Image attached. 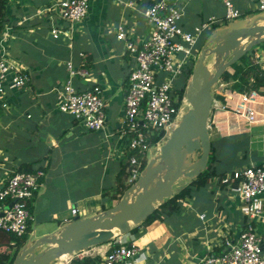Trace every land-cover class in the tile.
I'll return each instance as SVG.
<instances>
[{
	"label": "crops",
	"instance_id": "0c3cea01",
	"mask_svg": "<svg viewBox=\"0 0 264 264\" xmlns=\"http://www.w3.org/2000/svg\"><path fill=\"white\" fill-rule=\"evenodd\" d=\"M55 1L16 0L10 4L8 21L0 34V53L25 69L29 76L25 89H15L9 81L3 98L0 97V189L13 173L30 165L47 169L46 181L30 204L35 221L29 241L58 232L73 217L98 216L122 199L119 185L121 181L127 183L129 138L121 133L135 60L127 51L126 42L117 39L116 33L123 25L131 32V39L141 44L149 38L150 31L145 17L149 0H91L86 18L73 28L58 12H50ZM234 1L243 12V19L261 13L260 0ZM181 6L180 25L185 31L193 32L204 24L209 26L197 42L194 51L197 57L204 35L224 20L225 8L219 0H181ZM53 27L69 33L55 40L51 35ZM261 53L255 60L264 68V52ZM70 61L88 73L85 78L74 79L79 92L95 89L102 92L106 104L102 131H86L58 108L59 93L68 78L66 64ZM217 85L216 95L221 99L214 97L209 121L214 132L210 134L217 156L216 172L229 175L264 162V117L260 115L264 107H256L261 116L258 120L262 121L251 125L236 111L243 94L232 92L231 83L220 80ZM261 92L258 93L264 97V88ZM157 149L151 150L150 160ZM214 180L193 198L183 200L182 214L149 227L134 226L132 230L139 227L136 233L122 236L124 242L140 250L133 264H199L210 253L221 252L225 236L234 237L241 231L243 216L242 206L232 200L228 191L218 194ZM191 182L179 181L174 187L175 195ZM259 206L264 210V197ZM75 208L76 216L72 213ZM202 215L206 216L204 220ZM38 224L54 228L37 236ZM257 233L264 248V218L257 224ZM113 244L111 241L91 248L76 258L102 259Z\"/></svg>",
	"mask_w": 264,
	"mask_h": 264
},
{
	"label": "built area",
	"instance_id": "2783aa9c",
	"mask_svg": "<svg viewBox=\"0 0 264 264\" xmlns=\"http://www.w3.org/2000/svg\"><path fill=\"white\" fill-rule=\"evenodd\" d=\"M16 0H11L13 4ZM145 12L150 27L149 38L139 44L134 42L129 30L118 27L117 39L126 42V49L135 60L129 76L126 95L125 115L121 135L129 138L127 185L135 184L144 166L147 153L153 149L152 140L156 134L165 132V137L155 146L159 148L190 108L186 93L180 102L178 95L180 79L194 66L195 48L199 38L209 29L207 24L185 31L180 22L183 18L181 0H149ZM225 8L222 22L231 23L244 18L234 0H219ZM91 0H57L49 8L58 12L60 18L70 27L80 24L86 18ZM258 10L264 13V0H260ZM68 31L53 27L51 35L60 40ZM72 40L71 37H68ZM68 78L59 93V110L73 117L86 131L99 132L105 128V101L99 89L79 92L74 86L76 77L88 76L86 70L66 64ZM191 79V77H190ZM189 79V81H190ZM15 89H25L29 76L25 69L0 53V97L3 98L8 82ZM188 81V84H189ZM187 90V88H186ZM6 107L7 105L4 104ZM264 107V97L258 92L243 94L236 111L247 118L251 125L262 121L264 110L259 115L256 107ZM260 116V117H261ZM170 135V134H169ZM162 142V143H161ZM47 174L44 169L35 172H16L0 189V229L22 238L35 221L30 210L31 202L43 187ZM213 183V182H212ZM228 186V193L241 206L243 222L241 231L234 237L225 236L219 254L210 253L199 264H264L263 241L257 233V224L264 218V210L259 202L264 197V162L235 170L231 174L214 180L217 192ZM74 216L78 210H72ZM206 218L201 216V220ZM114 244L100 264H133L140 250L136 245L122 240V235L114 239ZM88 256H80L83 259ZM71 262H67L70 264Z\"/></svg>",
	"mask_w": 264,
	"mask_h": 264
},
{
	"label": "water",
	"instance_id": "95a60500",
	"mask_svg": "<svg viewBox=\"0 0 264 264\" xmlns=\"http://www.w3.org/2000/svg\"><path fill=\"white\" fill-rule=\"evenodd\" d=\"M261 23L264 13L210 29L202 39L201 53L187 86L190 108L138 181L127 185L120 202L98 216L76 217L58 232L29 241L13 264H54L64 256L109 244L118 235H128L134 226L145 223L160 205L173 198L179 181L199 178L207 170L212 154L209 121L215 100L213 89L234 64L262 52ZM209 58L215 61L212 68L206 64Z\"/></svg>",
	"mask_w": 264,
	"mask_h": 264
},
{
	"label": "trees",
	"instance_id": "16d2710c",
	"mask_svg": "<svg viewBox=\"0 0 264 264\" xmlns=\"http://www.w3.org/2000/svg\"><path fill=\"white\" fill-rule=\"evenodd\" d=\"M11 0H0V34L5 29L6 23L8 21V12L10 10ZM260 50L264 52V44L260 46ZM256 57L246 56L240 62L233 65V73L226 72L221 80L224 83H231V91L250 94L253 91L259 92L262 94L261 90L264 88V68L256 63ZM193 67L191 66L189 70L185 72L184 77L179 82V91L178 95L180 97L181 103L182 98L186 93V87L188 81L192 75ZM217 99H221L220 96H217ZM166 133L161 132L156 134L154 140H152L153 145H157L164 137ZM216 150L214 145H212V154L210 157L209 165L207 170L197 179L193 180L187 187H185L179 194L175 195L173 198L167 200L164 204L160 205L158 209L150 216V218L142 224L143 227H149L158 221H167L170 218H173L177 215L182 214V200L191 199L194 197L195 193L211 186L213 180L217 177L222 178L226 175L217 174L216 172ZM144 167L147 165V161L143 162ZM38 169L46 168L33 166H28L23 168L22 172H35ZM21 172V171H19ZM47 174V172H46ZM126 182L129 178V173H126ZM46 181V179H45ZM127 187V183L120 182L119 189L123 190ZM221 189L225 192L228 191V186L224 185ZM115 198L117 196H114ZM33 225V224H32ZM32 225L29 226L28 233L22 238L17 237L13 234H8L0 229V264H13L16 256L21 251V249L27 244L30 238V232ZM139 227L134 228L131 231L136 233ZM138 233V232H137ZM102 259L100 257H84L83 259L75 258L71 261L70 264H100Z\"/></svg>",
	"mask_w": 264,
	"mask_h": 264
},
{
	"label": "rangeland",
	"instance_id": "374dc122",
	"mask_svg": "<svg viewBox=\"0 0 264 264\" xmlns=\"http://www.w3.org/2000/svg\"><path fill=\"white\" fill-rule=\"evenodd\" d=\"M259 14V13H258ZM224 22H220V24L219 25H221V24H223ZM76 25H78V24H76ZM75 25V26H76ZM219 25H217L218 27H215V28H212L210 31H212V30H215V29H217V28H219L220 26ZM261 55H262V53L260 52V54H259V56L261 57ZM199 56V55H198ZM198 56L196 57V59L194 58V61H193V63L195 64V62L197 61V59H198ZM259 56H257V58H259ZM208 65H213V61H212V59L211 60H209V64ZM221 82H222V80H221ZM218 89H219V86L217 85V87L216 88H214V90H213V94H214V97L216 98L217 97V95H216V92L218 91ZM187 110H188V107H185L184 108V113H186L187 112ZM73 118V117H72ZM125 118V117H124ZM123 118V119H124ZM181 120V119H180ZM209 126L211 127V125H210V123H209ZM214 132V129H212V127H211V129H210V132ZM172 132V131H171ZM169 134L170 133H168V135H167V138L164 140V141H166L168 138H169ZM162 143V142H161ZM153 148H155V146H153ZM150 158H151V151L150 152H148L147 153V156H146V158H145V162L147 161L148 162V160H150ZM220 192H218V194H219ZM183 203V200L181 201V204ZM74 218L75 217H73V220H74ZM43 226L41 225V224H38V226H37V236H40L41 234H43V233H45L46 231H49V230H51V229H53L54 228V226H50V227H44V228H42ZM33 229H36V227H33ZM29 240H30V238H29ZM113 242H115L114 240H113ZM28 243V242H27ZM78 254H81V253H78ZM78 254H75L74 256H71V257H68V258H66V260L64 261L65 263H62V264H67V262H71L73 259H75L76 257H77V255ZM73 258V259H72ZM54 264H61V260H58V261H56Z\"/></svg>",
	"mask_w": 264,
	"mask_h": 264
},
{
	"label": "bare ground",
	"instance_id": "6f19581e",
	"mask_svg": "<svg viewBox=\"0 0 264 264\" xmlns=\"http://www.w3.org/2000/svg\"><path fill=\"white\" fill-rule=\"evenodd\" d=\"M94 256V255H93ZM66 258H68V256H64L63 258H61L60 260H61V264L62 263H65L64 261L66 260ZM73 259V258H72Z\"/></svg>",
	"mask_w": 264,
	"mask_h": 264
}]
</instances>
